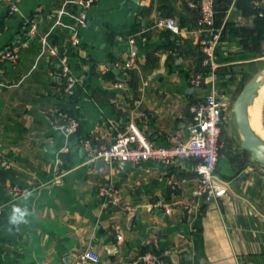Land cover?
Masks as SVG:
<instances>
[{
	"label": "crops",
	"instance_id": "crops-1",
	"mask_svg": "<svg viewBox=\"0 0 264 264\" xmlns=\"http://www.w3.org/2000/svg\"><path fill=\"white\" fill-rule=\"evenodd\" d=\"M196 2L98 0L82 28L77 0H0V162L11 165L0 166V264H74L84 250L99 255V264H133L145 252L164 264H264V167L225 144L230 131L223 128L216 168L227 195L199 202L192 215L184 209L196 179L192 162L115 165L116 207L97 196L109 167L87 162L81 145L92 139L108 147L130 122L156 146L187 136L188 106L210 86L198 11L189 7ZM215 10L214 87L230 110L247 68L264 55V16L248 0H217ZM159 17L175 19L179 34L156 28ZM130 36L136 60L125 69ZM12 45L16 65L1 57ZM62 58L75 80L69 90ZM68 118L79 125L72 137L57 128ZM12 187L25 195L12 200Z\"/></svg>",
	"mask_w": 264,
	"mask_h": 264
},
{
	"label": "built area",
	"instance_id": "built-area-1",
	"mask_svg": "<svg viewBox=\"0 0 264 264\" xmlns=\"http://www.w3.org/2000/svg\"><path fill=\"white\" fill-rule=\"evenodd\" d=\"M98 0H77L81 12L78 15V26H86V12L97 3ZM217 0H197L190 3L189 7L198 11L196 34L199 37L198 49L202 55V66L207 68L206 81L210 85L209 92L203 98L195 101L188 106L190 120L187 125V136H174L172 143L167 146H156L149 141L138 128L130 122L125 128L118 132L108 147H100L92 139H84L81 143L87 162L95 163L97 160L103 161L109 171L106 180L98 185L97 196L106 204L119 206L121 197L119 189L115 186L112 178L113 167L119 162L129 164H140L143 162H155L170 167L177 162H192L193 171L196 175L195 183L192 188V200L184 204L187 214L192 215L196 212L199 202H210L221 199L227 195V185L216 176V168L219 162L220 151L222 148V131L227 120L229 107L222 101L214 87V79L219 67L217 62V45L220 41L221 31L215 29V5ZM252 11L258 16H264V0H248ZM9 11L13 14L17 12L14 5H10ZM62 13H59L61 16ZM154 26L164 29L174 35L179 34V27L173 18L159 17L155 20ZM32 26V33L34 32ZM118 41H122L118 37ZM129 56L123 63L125 69L133 68L136 60L135 40L133 37L126 39ZM80 41L74 36L71 46L78 49ZM51 53L55 55V52ZM2 60L16 65L18 60V47L15 45L7 46L1 53ZM66 59H59V72L64 79L65 88L69 90L75 82L70 75ZM198 84V82H197ZM58 117L62 113L57 114ZM143 116V114H141ZM78 121L68 118L64 123L57 126L66 137H72L78 129ZM0 166L5 170H10L11 165L1 161ZM175 182L171 184V190H175ZM12 200H17L25 195L26 191L17 187L8 190ZM171 212V207L165 210ZM2 209L0 207V221ZM100 257L95 252L84 250L74 258V264H99ZM164 264L161 258L150 252L139 255L133 264ZM44 264V263H43Z\"/></svg>",
	"mask_w": 264,
	"mask_h": 264
},
{
	"label": "water",
	"instance_id": "water-1",
	"mask_svg": "<svg viewBox=\"0 0 264 264\" xmlns=\"http://www.w3.org/2000/svg\"><path fill=\"white\" fill-rule=\"evenodd\" d=\"M263 84V72L253 75L236 97L231 108L230 117L233 118L241 136L239 147L249 153L250 159L253 162L264 167V141L251 130L248 120V107L253 104L257 91ZM93 164L100 169H104V171L108 169V166L101 160H97ZM117 165L121 169H125L129 163L119 162Z\"/></svg>",
	"mask_w": 264,
	"mask_h": 264
},
{
	"label": "rangeland",
	"instance_id": "rangeland-1",
	"mask_svg": "<svg viewBox=\"0 0 264 264\" xmlns=\"http://www.w3.org/2000/svg\"><path fill=\"white\" fill-rule=\"evenodd\" d=\"M255 63L253 64V66H250V68L247 72V76L244 79V85L250 80V78L256 74V73H260V72H264V55L261 56H257L255 57ZM232 108V106H231ZM231 108L229 110V112L231 111ZM230 116V115H229ZM227 116V120L224 126L225 132L227 133L228 131H230V137L225 141V144L227 142L228 147H235L236 149H239V141H241V136L239 134V131L234 123L233 118ZM229 123V124H228ZM261 124L264 130V107L262 108V112H261ZM230 126V128H229ZM249 155V154H248ZM250 157V156H249ZM259 165V164H258Z\"/></svg>",
	"mask_w": 264,
	"mask_h": 264
},
{
	"label": "bare ground",
	"instance_id": "bare-ground-1",
	"mask_svg": "<svg viewBox=\"0 0 264 264\" xmlns=\"http://www.w3.org/2000/svg\"><path fill=\"white\" fill-rule=\"evenodd\" d=\"M264 73V72H263ZM264 107V84L257 91L253 104L248 107V120L251 130L264 141V130L261 124V112Z\"/></svg>",
	"mask_w": 264,
	"mask_h": 264
},
{
	"label": "trees",
	"instance_id": "trees-1",
	"mask_svg": "<svg viewBox=\"0 0 264 264\" xmlns=\"http://www.w3.org/2000/svg\"><path fill=\"white\" fill-rule=\"evenodd\" d=\"M200 59H201V61H202V55H200ZM207 71H208V69L207 68H205V67H203L202 68V73L205 75V73H207ZM244 87V86H243ZM242 87V88H243ZM242 88L240 89V91L242 90ZM240 93V92H239ZM255 163V162H254Z\"/></svg>",
	"mask_w": 264,
	"mask_h": 264
}]
</instances>
